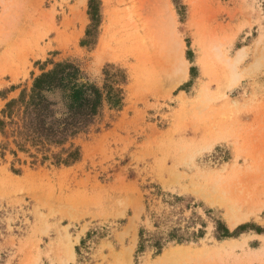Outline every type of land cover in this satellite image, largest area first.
<instances>
[{
  "label": "rangeland",
  "instance_id": "374dc122",
  "mask_svg": "<svg viewBox=\"0 0 264 264\" xmlns=\"http://www.w3.org/2000/svg\"><path fill=\"white\" fill-rule=\"evenodd\" d=\"M93 4L0 0V121L5 108L17 121L59 63L123 99L71 141L69 166L53 163L60 148L42 160L15 146V125L0 129V264H264V0ZM43 95L63 108L61 92ZM162 212L160 229L202 237L137 256ZM234 212L248 219L233 227ZM216 220L235 234L218 239Z\"/></svg>",
  "mask_w": 264,
  "mask_h": 264
},
{
  "label": "trees",
  "instance_id": "16d2710c",
  "mask_svg": "<svg viewBox=\"0 0 264 264\" xmlns=\"http://www.w3.org/2000/svg\"><path fill=\"white\" fill-rule=\"evenodd\" d=\"M89 8L91 12L94 11L93 0H89ZM91 15L94 17V13ZM79 78V69L68 62L59 63L52 70L36 77L27 100H21L24 108H15L20 118L17 121L13 120L14 108H5L2 111L3 117L9 119V122L0 121L1 132L7 125L13 124L15 125L14 144L20 151L24 152L27 150L26 147L28 150L32 148L36 153H43L42 160H47L48 156L44 152L49 153L51 148H60L59 154L51 156L55 165L69 166L77 162L80 158L79 147L71 141L80 133L87 131L94 123L104 102L112 107L110 109H118L123 100L119 96L122 94L120 89L110 88L104 96L96 87L80 83ZM54 91L62 93L63 108H54L57 104L50 102L43 95ZM14 103L12 101L8 106ZM34 158L37 160L36 157ZM170 197L162 202L171 207L182 200L180 197ZM165 214L164 212L158 216L152 214L155 230L150 231L145 228L139 230L137 256L148 249L160 254L171 244L195 242L202 237V230L191 231L189 230L191 227L181 226L180 222H174L173 225L167 226V229H160L169 221ZM197 220L203 227L204 222L200 217L197 216ZM214 225L215 236L218 239L229 238L235 234L230 233L225 224L219 220L214 221ZM239 229L240 227L235 232Z\"/></svg>",
  "mask_w": 264,
  "mask_h": 264
},
{
  "label": "bare ground",
  "instance_id": "6f19581e",
  "mask_svg": "<svg viewBox=\"0 0 264 264\" xmlns=\"http://www.w3.org/2000/svg\"><path fill=\"white\" fill-rule=\"evenodd\" d=\"M131 8V7H130ZM132 12V11H131ZM156 27V26H155ZM160 32V31H159ZM262 207V206H261ZM249 216V212L245 213V214H237V212L231 213L230 215V223L231 225L234 227L239 223L245 222L248 219ZM185 249V248H184ZM178 252H183L182 254H184L183 249L178 250ZM178 253V254H179ZM187 255V254H186Z\"/></svg>",
  "mask_w": 264,
  "mask_h": 264
}]
</instances>
